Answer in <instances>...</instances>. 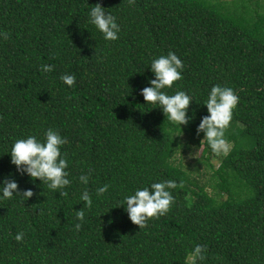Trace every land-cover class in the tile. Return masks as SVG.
Instances as JSON below:
<instances>
[{
	"label": "trees",
	"instance_id": "obj_1",
	"mask_svg": "<svg viewBox=\"0 0 264 264\" xmlns=\"http://www.w3.org/2000/svg\"><path fill=\"white\" fill-rule=\"evenodd\" d=\"M261 1L0 0V30L9 33L0 38V183L12 178L34 192L26 202L0 199V264H264ZM98 3L117 18L118 40H104L89 23ZM169 51L184 69L165 91H186L198 103L182 129L141 95L155 78L152 59ZM64 74L76 76L74 86L61 81ZM216 84L239 96L225 130L226 156L206 141L200 147L197 134ZM49 128L69 141L62 148L72 181L67 197L11 162L17 139H42ZM191 145L202 154L186 166L179 156ZM81 174H90L88 185ZM169 179L182 184L172 190L175 203L145 227L119 207L136 189ZM106 184L109 191L97 197ZM85 190L90 208L80 199ZM196 245L205 246L204 260L193 255Z\"/></svg>",
	"mask_w": 264,
	"mask_h": 264
},
{
	"label": "clouds",
	"instance_id": "obj_2",
	"mask_svg": "<svg viewBox=\"0 0 264 264\" xmlns=\"http://www.w3.org/2000/svg\"><path fill=\"white\" fill-rule=\"evenodd\" d=\"M88 15L89 23L102 33L104 40L116 41L119 39L121 27L117 18L106 11L101 4L98 3L91 7ZM0 38L7 40L9 33L0 30ZM183 69V61L173 51H169L167 55L153 58L150 70L155 78L149 81V87L141 90V95L147 105L156 106L154 109H162L166 119L179 125L181 129L182 126H187L190 123L189 108L195 100L186 91L177 90L174 94L169 95L165 89H171L177 81L182 80ZM41 71L52 72L53 67L42 65ZM60 79L69 87L76 83V76L73 74H64ZM238 104L239 96L232 87L216 84L211 88L203 102L209 115L204 116L197 127V134L203 133L204 137L200 147L206 141L214 154L226 156L229 153L230 142L225 138V130L232 122L234 110ZM68 142L66 137L53 128L47 129L42 139L36 135L17 139L9 153L11 162L21 175H28L33 182L39 180L42 184H47L49 189L59 190L57 193L61 197H67L68 192L65 189L71 185L72 181L69 179L70 174L67 171L69 167L67 153L62 152V148ZM79 181L88 185L90 174H81ZM178 186L182 187V184L178 185L172 179L153 182L150 186L136 189L134 194L126 195L119 207L123 206L130 220L143 228L150 218H159L170 211L175 203L172 190ZM109 187L107 184L98 187L96 196L102 197L109 191ZM16 196L21 197L22 201L26 202L34 196V192L31 189L21 191L15 179L5 178L0 183V199H12ZM80 199L85 202L87 207L92 206L93 200L89 191H83ZM76 213L77 218L83 221V209L76 211ZM75 228L79 231L81 224L77 223ZM24 236V232H18L15 239L17 242H22ZM204 252H206V248L203 245H196L193 249V255L201 260L206 258L203 255Z\"/></svg>",
	"mask_w": 264,
	"mask_h": 264
},
{
	"label": "rangeland",
	"instance_id": "obj_3",
	"mask_svg": "<svg viewBox=\"0 0 264 264\" xmlns=\"http://www.w3.org/2000/svg\"><path fill=\"white\" fill-rule=\"evenodd\" d=\"M255 1H261V0H255ZM260 6H264V0H262L259 3ZM182 143L183 144H188L187 141L188 139L183 137L182 138ZM230 149H231V145H230ZM196 148L195 145H191V150H187L186 152H184L183 150L181 151V154L179 156L180 159H183L184 164L186 166H195L197 163V160L200 158L201 154H202V150H199ZM198 151V154L195 156V153ZM230 151V150H229ZM223 155V154H222ZM225 156V155H224ZM183 157V158H182ZM222 160L221 156H217V157H213L212 161L214 163H216L217 165L219 164V162Z\"/></svg>",
	"mask_w": 264,
	"mask_h": 264
}]
</instances>
